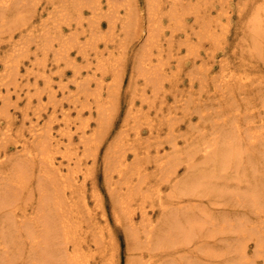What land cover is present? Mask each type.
Returning a JSON list of instances; mask_svg holds the SVG:
<instances>
[{
    "label": "rangeland",
    "instance_id": "374dc122",
    "mask_svg": "<svg viewBox=\"0 0 264 264\" xmlns=\"http://www.w3.org/2000/svg\"><path fill=\"white\" fill-rule=\"evenodd\" d=\"M95 1L85 0V4ZM173 1L175 0H154L151 3L149 0H113L117 5L118 13L106 17L105 14L109 13L110 9L107 0H101L97 9L83 11L88 17V23H84L85 29L77 30L85 31L79 35L84 49L80 50L77 48L78 45L75 47L67 42L70 45L66 47L63 55L65 59L57 63L54 55L61 52L60 46L65 42L59 36L60 32L71 36L77 27L75 21L67 25L58 21L64 9L63 5L59 12L55 5H49L54 3L53 0H35L33 4L19 2L17 11L9 12L5 16L6 19L0 22V88H3V95L8 97V101L10 100L9 103L3 98L4 103H7L6 107L0 100V110L5 112L4 115H0V162L4 163L3 167L6 165L5 171L0 168V180L6 173H9L7 169L15 165L14 162L32 157V153L29 155L25 146H28V150L36 151L35 154H40L36 150L38 146L33 143V129L42 134L41 137H47L46 141L50 142L51 139L48 137L52 136L51 148L55 166L59 167L61 174L64 176L69 174L68 177L72 179L71 182L68 181L71 184H65L68 185L67 187H59L65 190L72 185L76 189L75 192H72V189L66 190V194L63 190H57L59 193L54 192L53 196H58L57 203L58 201L63 203L61 207L64 209L60 211L69 216V222L73 225L76 221L74 218H76L81 221L82 226L77 229L74 226L70 228L72 229L71 234H75L77 230L76 242L71 241L69 244L67 242L64 246L62 241L59 242L63 239L61 235L58 237V246L61 248L64 246L62 249L64 255H68L67 257L78 256L80 264H108L109 261L113 262L110 264H131L136 262L137 258L141 259L140 255L144 250L131 249L132 245L128 246L129 232L127 233L122 225L115 221V215H121V206L120 202L115 201L119 194L114 193V189L123 190L121 192L123 194L126 193L128 186L139 190L133 194L131 198L133 202H130L136 209L135 222L141 231L143 226L140 225L141 218L138 208L140 204H145L154 224L157 223L160 218L158 203L161 200L166 201L174 185L159 180V168L156 162L158 158H155L157 151L173 153L174 138L179 140L177 146L181 147L180 150H185V140H187L185 138H189L190 135H193L191 139L198 138L200 131L204 128H211L213 121L218 120L219 116L214 113V108L210 109V114L199 118L203 103L211 108L212 104L210 105L207 101H211L208 97L213 94V77L230 71L236 76L245 75L244 77L248 78L245 80L249 84L250 81L261 80V88L264 89V50L261 51L260 47L264 40L259 38L262 41L259 46L256 45L252 30H256L257 27L249 23L252 18L250 13L252 7H247L244 14L240 12L239 4H245V0H181L177 5L172 3ZM257 1L261 5L264 3V0ZM94 14L100 18L99 26L89 23L94 19ZM21 16H25L24 19H21ZM26 17L30 18L28 20L29 29L24 32L28 40L21 37L23 33L20 34L27 21ZM211 18L212 23L208 20ZM14 21L19 23H14ZM210 24L215 26L210 28L208 26ZM37 30L48 31L50 39L48 41L36 39L35 37L39 36ZM89 36H91L90 40H88ZM50 43L53 47L45 49V45ZM9 65L13 66V70L9 68ZM5 66L8 67L7 70ZM223 69H227V72H223ZM11 71H13L12 75L6 74L7 72L10 74ZM116 71H118L117 78L114 74ZM86 90L87 93H85ZM97 95L103 108L98 102ZM188 102H191L190 107L187 106ZM74 104L77 106L75 107ZM251 104H255L258 110L261 106L258 104V97L255 103ZM97 108L106 110L102 124L109 131L108 137L104 134L101 136L106 140L100 139L102 142L100 148L98 147L99 150L93 146L92 143H96L94 140L90 143L88 138H84L94 134L96 128L100 130L97 112L99 109ZM195 111H197L196 114ZM188 112L191 115H188ZM258 115L255 121L264 120V108L259 110ZM149 119L151 120L150 126L147 121ZM169 119H173L174 123L179 121L174 126L176 131L173 136L175 137L171 141L170 138L166 139L169 136ZM84 123H89V127L84 128ZM138 128L141 131L139 138L135 135ZM119 134L124 137L120 139L124 145L126 144L125 149L127 145V148H134H129L125 153L126 164L134 165L136 160L139 162V169L130 170L127 174L131 184L121 185L117 182L119 179L117 170L107 169L110 161L107 158L108 152L111 145L119 140ZM57 143V147L60 146L59 150L54 146ZM85 147L89 152L84 150ZM91 147L97 149L92 150ZM25 153L27 154L24 156ZM92 153L96 156L91 155ZM39 162L40 160L38 162L34 160L38 167L49 168V165L45 166ZM68 165H71V170L68 169ZM234 165L238 166L236 163ZM184 166L182 164L178 168L179 178L187 174ZM37 171L38 169H34L31 176L26 178L27 185L33 189V194L29 195L26 190V192L21 191L19 204H27L28 207L32 202L37 203L39 199V194L35 190L38 185ZM54 178L61 182L59 176ZM13 183L10 182L11 185ZM50 191L53 192L52 189ZM142 191L145 192L142 193ZM209 200L210 198L207 197L204 198L202 204L193 203L197 204V209L188 208L182 214L184 222L189 224L196 217L200 218L201 214H204L203 208L210 207L209 209L216 211L215 206L209 204ZM183 202V206H186L188 199ZM117 208L118 210H115ZM105 212L107 213L105 217L108 218L106 222L102 217ZM185 213L189 214V217H186ZM92 217L97 222L96 224L94 221V224L99 225L103 232L99 230V227L96 230H87V222L92 220ZM181 225L184 226L182 222ZM190 226L192 227L191 224ZM214 240L212 239L211 243H214ZM26 241L30 240L26 239ZM51 243L53 247L50 245V248L53 249L51 250L53 253L58 246L52 241ZM253 243L250 242L251 245L248 243L250 249L248 250L252 256L255 255V252L253 254L255 243ZM29 245L32 244L27 243L25 248L16 251L11 261L7 260V263L37 264V259H34L37 253L30 251L32 249ZM73 246L77 252L72 250ZM66 247H71V250L65 252ZM159 252L160 250L153 254L158 255ZM53 255L50 257V264L63 263L57 261L58 254L53 253ZM64 257L63 261H66ZM254 257L256 258V255ZM167 258L173 260L171 256ZM192 258H187L185 262L196 263ZM146 259L147 257L145 261L149 264ZM211 259L206 263L212 264L215 258ZM220 259V261L223 260L222 257ZM257 261L258 264H263L260 258H257ZM158 262L159 260L156 263Z\"/></svg>",
    "mask_w": 264,
    "mask_h": 264
},
{
    "label": "bare ground",
    "instance_id": "6f19581e",
    "mask_svg": "<svg viewBox=\"0 0 264 264\" xmlns=\"http://www.w3.org/2000/svg\"><path fill=\"white\" fill-rule=\"evenodd\" d=\"M34 1L35 0H0V22L2 21V19H6L5 16H7L9 12L17 11V4L19 2H24L25 4L30 2L31 4H33ZM100 1L101 0H96L94 3L85 4V0H53L54 3L49 4L51 6L55 5L56 10H58L59 12L64 6V9L60 14L61 18L59 17V20L57 19L58 21H61L63 25L70 24L72 21H75L74 23L77 25L76 30L72 32L71 36H67L61 32L60 35L58 34L61 39H63V41L65 40V42H63V45L60 46L61 52L54 55L56 63L61 61L62 59H65L63 55L66 52V47H69L70 44L72 46L75 45V47L78 45L77 48L80 50L84 49V46L81 45L82 41L79 35L85 33V31L81 32V30L78 31L77 29H85V26L83 25L84 23H88V17L85 16L83 11L87 9H97V5L100 3ZM149 1L153 3L154 0ZM245 1V4H239L241 8L240 12L244 14L246 13L245 9H247V7H252V11L250 12L252 14V18L249 23L250 25L257 27L256 30H252V34L254 35V38L256 40V45L258 44L259 46L260 41H262L259 40V38H262L264 40V3L261 5L257 0ZM180 2L181 0H175L172 3L177 5ZM47 3H49V1ZM107 4L109 6L110 12L105 14L106 17L118 13V9L116 7L117 5L114 4L113 0H107ZM33 10L34 12H37L35 9ZM93 16L94 19L90 20L89 23L97 24L99 26L101 23L100 18H97L95 14ZM24 17L25 16H21V19H24ZM25 19H27V21L26 23H24V28L22 30L20 27V34L23 33L21 37L27 39L26 33L24 34V32L29 29L28 26L30 22L28 20L30 18L26 17ZM115 20H117V18ZM208 20L211 21L212 18ZM129 22L130 20L128 21V23ZM14 23L19 22L14 21ZM81 24L82 26H80ZM208 26H210V28H213L215 25L212 26V24H210ZM31 32L32 31H30V33ZM48 34V31H39V36L35 38L41 41H48L50 39L48 37ZM27 36L29 38L30 34ZM90 39L91 36H89L88 40ZM67 42L70 44H67ZM51 44L52 43L46 44L45 49L53 47V44L52 46H50ZM260 47L261 51L264 50V42H261ZM84 52L86 53V51ZM5 67V69L7 70L8 67ZM9 68L13 70V66L9 65ZM8 71L10 70L8 69ZM12 72L13 71H11L10 74H8L7 72L6 74L12 75ZM117 72L118 71L114 72V74H116V78L118 77ZM223 72H227V69H223ZM244 76H236L229 71L226 74L213 77L214 90L213 94L208 97V100L211 101H207V103H210V105L212 104L211 108H208L206 104L203 103L201 105V107L203 108H201L202 110H200L201 117L199 118H204L206 114H210V109L214 108V113H217V116L222 119L219 120L218 118L217 121H213V125L211 128H204L203 131H200V134L197 135L198 138L191 139L193 138V135H190L189 138H185L187 140H185L186 145L184 146V149H186L183 151L180 150L181 147L179 148L177 146L179 143V140H176L177 138H174V141L172 142V149L174 150L173 153L167 154L162 150L159 152L157 151V155L155 158H158L156 159L159 168L158 178L159 180L167 184L172 183L174 185L171 189L170 194L166 197V201L161 200L158 203L160 218L158 219L156 224H154V220H152V217L149 216V211H147L148 209L143 203L138 207L140 210L141 218L140 225L142 224L143 226L142 231L141 228L139 229L137 222H135L137 219V212L130 201L133 200L131 199L133 194L136 191H139L137 190V188L133 189L132 187V190L128 186L129 188L127 187L126 193L124 192V194L121 193L123 192V190L121 191L119 189L118 191V188L114 189V193L118 192L119 194V197H116L115 201L120 202L119 204L121 206V215H115V221H117L119 225H122L127 233L129 232L128 239L130 241L127 240L129 241L128 246L132 245L131 249H141L140 251L144 250L143 252H141V255L139 254L141 259L136 257L137 259L135 261L137 262V264H139V262L140 264H147L145 261L146 257L148 259L146 260L149 264H210L209 262H206L211 258H215L212 264H258L257 258H260V260L263 261L264 264V120L260 119L255 121L259 117V110H261V108H264V89L261 88V80L250 81L249 84L245 80L248 78ZM83 90L85 91V89ZM85 93H87V90ZM256 97H258V104L261 105L259 107V110L256 109L255 104H251L255 103ZM3 98L8 101V97L3 95V88H0V100L3 101V104L6 107L7 103H4ZM97 98L98 102L101 103L99 101V96ZM8 102L10 103V100ZM190 104L191 102H188L187 106L190 107ZM76 106L77 105H75V107ZM98 106L100 105L98 104ZM215 107H217V109ZM100 108H97L99 109L97 112L99 117L100 130L96 128L94 134L88 137H84L88 138L90 143H92L94 140V142L96 143L92 144L97 148H100L102 142H100V139L102 140L104 138H102L101 136L103 134L105 136L109 135V131L105 129V125L102 124L103 119L106 116V110H100ZM197 111H195V114ZM190 113L192 114L193 112L191 111ZM4 114L5 112H1L0 110V115ZM64 114H66V111H64ZM191 114H189L188 112V115ZM185 115L186 112L184 113V116ZM147 121L149 122L148 125L150 126L151 120L149 119ZM169 121V136L168 138L166 137V139L170 138L171 141L173 140V137H175L173 136L176 131L174 126L179 121H177V123L172 122L173 119H169ZM260 122L261 124H259ZM88 124L89 123H84V128L89 127ZM108 126H110V124H108ZM48 129L50 131V127H48ZM32 132L33 143L38 146L36 150H38L40 154H35L36 151L33 152L30 149L28 150V146H25L24 148L27 149L28 154L31 155L32 153V157H29V159H19L17 160V163L14 162L15 165L7 169V172L9 171V173H6V175L0 180V264H8L7 260L11 261V257L16 254V251L25 248L27 243L32 244L31 246L29 245V248L32 249L30 251H34L37 253L36 258H34L37 259V264H40L41 261L42 264H50V257L53 255V253L58 254L57 261L63 262L62 264H80L78 256L67 257L68 255H64L65 253L63 252L64 250L62 248L67 242L68 244L71 243V241L76 242L77 235L75 234L77 230H75L76 232L74 231L75 234H71L72 229L70 228H72V226H74L76 229L82 228L80 224L81 221H78V219L74 218L76 221H74L72 225L69 222V216L64 214L63 211H60L61 209H64V207H61L63 203L59 201L57 203L56 198H58V196H53L54 192L59 193L58 191L63 190L66 194V190L72 189V192H75L76 189L74 188V186L72 187V185H69V187H71L68 189H61V186H68L65 185L66 183L71 184L70 182L72 179L68 177L69 174L68 176H64L63 174H61V170L59 169V167L55 166L54 156L52 155L51 148V144L53 145V143H51L53 139L52 136L48 137L51 139V141L49 142V140H45L47 139V137H41L42 134L38 133V131L36 132V129H33ZM83 132L86 131L83 130ZM120 134L119 140H114L115 142L113 145H111V149L108 152L107 158L110 161L107 164V166L109 165L107 169L109 168L112 171L117 170V172L119 173V179L117 182L121 185H125L126 183H130L129 178H127L128 172L133 169L138 170L139 162L135 159L136 161L134 165L126 164L125 153L130 147L127 148V145L125 149L126 144L124 145V142L122 141V139H120L121 137H123ZM140 134L141 131L138 128L137 132H135V135L139 138L141 137ZM84 138L83 141H85ZM54 146H56L58 150L60 149V146L57 147L58 143L57 145L54 144ZM88 147L90 148V146ZM99 148L97 150H99ZM84 150H87L86 152H89L87 147H85ZM133 153H135V151ZM26 154L27 153H25L24 156ZM93 154L94 153H92L91 155ZM35 159L37 160V162L40 160L39 163L45 166L49 165V168L46 167V169H44L43 166L38 167V165H35L34 163ZM70 159L72 160V158ZM159 160L161 161V163ZM234 163L238 164V166L234 165ZM182 164L185 165L184 167H186L187 174H185L183 178H179L178 168ZM2 165H4V163L0 162V168L5 171L6 165L4 167ZM113 165L114 168H112ZM119 166L121 168L120 170ZM70 167L71 165H68L69 170H71ZM34 169H38V174H36L37 177L36 175H34V179L37 178L38 180V185L36 186L37 188L35 190L39 194V199L35 204L33 202L30 203V207L28 206V208L26 206L27 204L23 205L21 203V205L18 203V200H20L19 198H21V191L23 192V190H26L29 195L33 194V189L30 188L29 185H27L26 178L31 176V173H33ZM58 176L61 182H58L57 179L54 178H58ZM69 180L70 182H68ZM10 182L14 183L11 185ZM50 189H52L53 192L50 191ZM49 191L51 193H49ZM143 192L145 191H142V193ZM124 196L126 197L124 198ZM207 197L210 198L209 204L214 205L216 211L209 209L210 207H207V209L203 208L204 214H201L200 218L192 216L196 217V219L189 222V224L188 222L186 224L184 222L185 219L182 214L187 211L188 208H191L193 210L197 209V204H202L204 198ZM187 199L188 202L185 203L186 206H183V201ZM67 200L69 199L67 198ZM142 201L144 202L145 198L142 199ZM116 206L119 207L118 205ZM203 206H205L204 203ZM9 208L11 209L9 210ZM115 210H118V208ZM105 214L107 213L105 212L102 217L106 222L108 218L105 217ZM185 215L186 217H189V214L185 213ZM82 218H84L83 214ZM94 221L96 222L95 218L87 222V230L98 229L97 227H99V225L96 226L97 222L96 224H94ZM181 222L184 225L183 227L181 225ZM190 224L192 225V227L190 226ZM99 230L103 232L102 228H100ZM61 235L63 239L59 241L58 237ZM95 236L97 237L96 234ZM26 239H29L30 241H26ZM212 239H215V244L211 243ZM51 241L54 244H57V246L59 245L58 241H62V244H64V246L62 248L59 246V248L56 247L55 249L57 250H54L52 253L51 250L53 249L50 248V245L51 247H53ZM112 241L114 242L115 240ZM250 242L255 243V251H253V254L255 252L256 258L254 257L255 255L252 256L250 254L251 252H249ZM75 245L77 246V243H75ZM65 249L66 252L71 250V247H66ZM73 249L75 251L74 246L72 247V250ZM159 250L160 252L158 255H156L157 253L153 254L154 252H158ZM64 256H66V258ZM168 256H171L173 260H171V258L168 259ZM63 257L67 260L63 261ZM191 257H193L192 259H194L196 263L185 262L187 258ZM219 257H222L223 260L220 261L221 259ZM158 260L159 262L156 263ZM110 262L113 263L112 261H109L108 264H110ZM136 262H133L131 264H135Z\"/></svg>",
    "mask_w": 264,
    "mask_h": 264
}]
</instances>
